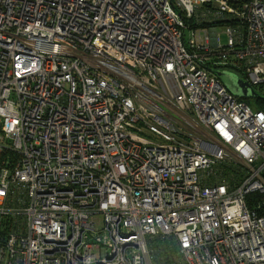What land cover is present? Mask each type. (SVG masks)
Here are the masks:
<instances>
[{
	"label": "built area",
	"instance_id": "obj_1",
	"mask_svg": "<svg viewBox=\"0 0 264 264\" xmlns=\"http://www.w3.org/2000/svg\"><path fill=\"white\" fill-rule=\"evenodd\" d=\"M215 71L264 87V0H0V264H264V111Z\"/></svg>",
	"mask_w": 264,
	"mask_h": 264
},
{
	"label": "trees",
	"instance_id": "obj_2",
	"mask_svg": "<svg viewBox=\"0 0 264 264\" xmlns=\"http://www.w3.org/2000/svg\"><path fill=\"white\" fill-rule=\"evenodd\" d=\"M257 100L259 101V109L264 111V87L261 88V91L258 92ZM241 100L246 101L248 103L247 98L239 97ZM233 168H225L224 172L227 175L233 173ZM251 199V205L254 203L256 204L259 200L263 199L262 195L254 194ZM12 228V220L7 217L0 216V239H4L8 233L11 231ZM153 253L155 254L156 261L159 264H177L176 263V256H177V249H176V242L173 241L172 238H161L156 237L152 239V247Z\"/></svg>",
	"mask_w": 264,
	"mask_h": 264
},
{
	"label": "water",
	"instance_id": "obj_3",
	"mask_svg": "<svg viewBox=\"0 0 264 264\" xmlns=\"http://www.w3.org/2000/svg\"><path fill=\"white\" fill-rule=\"evenodd\" d=\"M215 73L236 96L243 98H255L258 96V93L248 82L239 79L235 74L227 71H215Z\"/></svg>",
	"mask_w": 264,
	"mask_h": 264
},
{
	"label": "rangeland",
	"instance_id": "obj_4",
	"mask_svg": "<svg viewBox=\"0 0 264 264\" xmlns=\"http://www.w3.org/2000/svg\"><path fill=\"white\" fill-rule=\"evenodd\" d=\"M222 29H223V28H220L219 30H220V31H223ZM223 41H226V36H225V35L223 36ZM227 72H231V73L235 74L236 77H238L239 79L242 80V78H240L239 75H237L235 72H232V71H227ZM252 88H253L257 93L261 91V87H256V88L252 87ZM258 95H260V94H258ZM246 100H248V104L251 106L252 109H254V110L259 109V101L257 100V98H251V97H249V98H247Z\"/></svg>",
	"mask_w": 264,
	"mask_h": 264
}]
</instances>
